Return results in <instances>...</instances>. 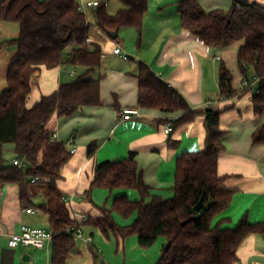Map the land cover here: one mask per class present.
Instances as JSON below:
<instances>
[{
    "label": "trees",
    "instance_id": "obj_1",
    "mask_svg": "<svg viewBox=\"0 0 264 264\" xmlns=\"http://www.w3.org/2000/svg\"><path fill=\"white\" fill-rule=\"evenodd\" d=\"M124 9L110 14L103 2L94 10L96 24L119 31L133 27L139 33L140 45L143 17L150 0H121ZM179 12L183 28L214 49H223L244 39L238 52V64L245 80L255 75L258 84L247 85L241 94L251 92L255 115L264 114V2L233 0L230 9L205 10L199 0H180ZM0 20L17 22L16 38L0 41L4 46H16L17 57L7 73V87L0 95V198L6 184L19 188L23 207L36 206L49 215V225L56 233L52 241V264H65L76 246L67 228L92 226L120 242L132 234L142 247H151L163 237L171 246L162 250L157 264H234L237 251L250 234L264 235V222L251 223L244 215L234 226H224L227 218L215 220L230 206L234 190L223 186L226 177L219 174V157L226 147L224 137L229 132L221 128L223 110L207 108L197 111L173 86L157 75L146 63H139L138 107L162 112H182L173 121V134L179 128L204 116V146L199 151L184 152L177 158L174 196L163 198L153 194L139 169L137 153L131 151L122 159L96 163L91 189L133 188L140 199L126 194L115 197L112 208L97 206L100 214L87 215L85 221L73 217L59 188L62 169L72 155L63 140L53 138L46 124L55 116L71 117L87 106L101 105L102 76L93 72L102 64L103 49L88 42L91 24L76 0H0ZM120 41L117 35L115 38ZM70 48L66 54V49ZM80 67L81 71L68 82L34 103L27 100L31 79L42 68L61 65ZM219 67L220 96L234 98L233 75L225 62ZM172 142V138H171ZM253 142L264 144V123L254 132ZM13 143L17 157L26 162L21 168L5 157L4 144ZM176 146L177 142H172ZM98 143L93 142L89 156L93 157ZM36 177V181L31 179ZM43 200L35 204L34 199ZM202 201V209L196 206ZM129 215L137 212L130 226H121L113 212ZM186 222V224H184ZM165 244V245H166ZM164 245V247H165Z\"/></svg>",
    "mask_w": 264,
    "mask_h": 264
},
{
    "label": "crops",
    "instance_id": "obj_2",
    "mask_svg": "<svg viewBox=\"0 0 264 264\" xmlns=\"http://www.w3.org/2000/svg\"><path fill=\"white\" fill-rule=\"evenodd\" d=\"M179 1H149L143 17L140 45L139 33L133 27L121 28L118 31L120 41H117L96 24L95 16L94 22L89 21V37L103 49L102 64L92 74L94 78L102 76L101 105L87 106L71 117L55 116L46 124V128L52 134H57L59 140L65 141L72 135L75 137L77 150L62 169L63 179L58 183L59 188L63 196L72 197L75 211L97 216L100 211L93 202L95 191L91 189L96 163L122 159L135 151L139 169L151 192L166 199L172 197L177 158L184 152L199 151L204 146V116L173 134L167 133L165 127L170 124L168 121L180 117L181 111L167 113L140 108L139 116L123 119L121 114L125 108L138 107L137 74L139 63L144 62L177 89L192 109L223 110L221 128L229 132L223 139L226 149L219 157L218 169L219 174L226 177L223 186L235 192L230 206L215 223L220 218H227L224 226H234L244 215L251 223L264 222V144L253 142L254 132L264 123V114L255 115L251 92L241 94L245 79L238 64V52L245 41L239 40L219 50L209 47L183 28ZM199 1L207 11L227 10L233 5V0ZM124 8L122 5L116 12L109 13L116 14ZM19 31L17 22L0 20V41L16 38ZM118 45H121L126 58L114 53ZM17 54L16 46L0 49L2 91L7 87V73ZM221 61L231 71L233 87L238 91L234 98L227 100H221L220 96ZM72 71H76V74H72ZM80 71V67L67 64L52 69L42 68L31 79L28 102L34 103L42 95L56 91L63 82L72 80ZM207 101L216 102L206 106ZM171 138L172 142H177L176 146L171 145ZM93 142L98 143V148L95 155L90 157L88 153ZM3 147L7 159L12 161L17 157L13 143H6ZM111 194L112 197L122 194L130 199L137 197V193L130 188L113 190ZM42 200L43 197L39 196L34 203ZM29 208L33 211L28 212V208L22 206L16 184L4 186L0 198V264H52V244L42 248L9 245V235L20 231L23 224L50 227L47 213L36 206ZM83 230L85 236H93V245H88L82 239L76 241L67 264L93 263L102 254V249L94 244L98 229L84 226ZM237 255L238 260L234 264H264V235L247 236L239 246Z\"/></svg>",
    "mask_w": 264,
    "mask_h": 264
},
{
    "label": "rangeland",
    "instance_id": "obj_3",
    "mask_svg": "<svg viewBox=\"0 0 264 264\" xmlns=\"http://www.w3.org/2000/svg\"><path fill=\"white\" fill-rule=\"evenodd\" d=\"M82 1H89V0H76L77 4ZM99 1L106 4L108 12L109 11L116 12L118 7H121L123 5L121 0H99ZM94 10L95 9H89L85 12L90 22H94V13H93ZM69 50L70 48L66 49L65 53L67 54ZM2 90L3 89L1 88L0 92H3ZM118 189L121 188H115V189L102 188V187L94 188L93 190L95 191V195H93L94 196L93 202L100 207L112 208L116 195L112 197L111 191ZM131 190L137 193V197L131 199L132 200L140 199L141 196L139 191L133 188H131ZM173 196H174V190L172 197ZM113 214L117 223L121 226H130L134 223V221L137 218L136 211L129 215H122L121 213L116 211H114ZM98 230L95 231L94 244L98 248L102 249V254H100V256L96 258L95 262L93 263L82 262V264H157L161 256L162 250L164 248V244L166 242V239L161 237L156 241L154 245L146 248L140 246L138 241V236L136 234H132L125 239H121L119 242L114 235H111L110 238H107L102 234L100 230L99 231Z\"/></svg>",
    "mask_w": 264,
    "mask_h": 264
},
{
    "label": "built area",
    "instance_id": "obj_4",
    "mask_svg": "<svg viewBox=\"0 0 264 264\" xmlns=\"http://www.w3.org/2000/svg\"><path fill=\"white\" fill-rule=\"evenodd\" d=\"M102 2L99 0H89V1H82L80 3H78V8L83 11L86 12L89 9H95L97 8ZM88 42H92V39L90 37L87 38ZM114 53L121 55L123 57H127L124 53H123V49L121 47V45H118L117 47H115L114 49ZM72 74H76V71H72ZM260 81V78L258 76H254L253 78H251V80H245L244 81V85H250V86H254L256 84H258V82ZM228 98L226 97H221V100H227ZM216 101H207L205 104L206 106L209 105H213L215 104ZM141 114V109L139 107H129V108H125L121 114L122 118L125 120H129L135 116H139ZM165 131L167 133H170L172 131V125L168 124L165 127ZM53 138L58 139L57 134H53ZM65 144L67 146V148L69 149L71 154L76 153V146H75V137L72 135L70 136L68 139H66ZM12 162L15 165L20 166L21 168H25L26 167V162L19 158V157H15ZM36 177H33L31 179L32 182L36 181ZM62 199L68 203V205L71 207L72 213H73V217L77 220V221H85L87 220L88 216L84 213H80L75 211L72 208V197H66V196H62ZM28 212H32L33 209L32 208H28L27 209ZM65 233L69 234L72 233L74 236V239L76 241L79 240H84L85 243H87L88 245H93V236L92 235H88L85 236L84 235V230L82 227H78L76 229H72V228H67L65 230ZM56 233L53 232L51 230L50 227H43V226H32V225H28V224H23L20 228V231L12 233L9 235V245L11 247H17L19 245H32L35 247H45V246H49L53 239L55 238Z\"/></svg>",
    "mask_w": 264,
    "mask_h": 264
},
{
    "label": "water",
    "instance_id": "obj_5",
    "mask_svg": "<svg viewBox=\"0 0 264 264\" xmlns=\"http://www.w3.org/2000/svg\"><path fill=\"white\" fill-rule=\"evenodd\" d=\"M107 33L112 37V38H116L118 35V31L116 30H111V29H107ZM202 201L196 206V209L198 211H200L202 209ZM186 224V222L184 223ZM171 246V242H167V244L164 247V250L167 251L169 249V247ZM31 264V263H29Z\"/></svg>",
    "mask_w": 264,
    "mask_h": 264
}]
</instances>
